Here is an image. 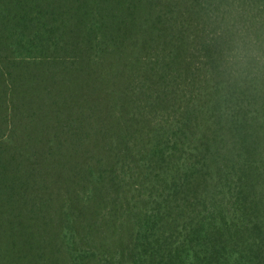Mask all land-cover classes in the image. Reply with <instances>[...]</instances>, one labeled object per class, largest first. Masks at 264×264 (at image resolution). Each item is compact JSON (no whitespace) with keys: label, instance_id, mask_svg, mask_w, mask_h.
I'll list each match as a JSON object with an SVG mask.
<instances>
[{"label":"trees","instance_id":"trees-1","mask_svg":"<svg viewBox=\"0 0 264 264\" xmlns=\"http://www.w3.org/2000/svg\"><path fill=\"white\" fill-rule=\"evenodd\" d=\"M224 0H0V264H264V130L217 128Z\"/></svg>","mask_w":264,"mask_h":264},{"label":"crops","instance_id":"crops-1","mask_svg":"<svg viewBox=\"0 0 264 264\" xmlns=\"http://www.w3.org/2000/svg\"><path fill=\"white\" fill-rule=\"evenodd\" d=\"M227 9H238L241 17L261 35H264V0H224L219 6V14ZM227 40L218 39L216 83L220 94L217 99V128L224 130H264V81L259 84L235 85L226 82L220 71L222 48Z\"/></svg>","mask_w":264,"mask_h":264},{"label":"clouds","instance_id":"clouds-1","mask_svg":"<svg viewBox=\"0 0 264 264\" xmlns=\"http://www.w3.org/2000/svg\"><path fill=\"white\" fill-rule=\"evenodd\" d=\"M243 15L238 9H227L216 19L217 35L227 40L220 71L228 83L259 84L264 81V35L245 22Z\"/></svg>","mask_w":264,"mask_h":264}]
</instances>
